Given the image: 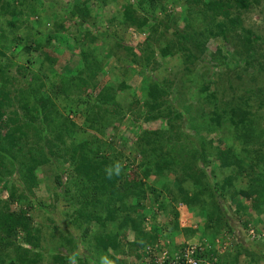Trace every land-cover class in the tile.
<instances>
[{
    "label": "rangeland",
    "instance_id": "374dc122",
    "mask_svg": "<svg viewBox=\"0 0 264 264\" xmlns=\"http://www.w3.org/2000/svg\"><path fill=\"white\" fill-rule=\"evenodd\" d=\"M6 1L15 6L16 10L23 11L21 17L17 19L18 22L16 21L18 28L16 27L13 32L12 25L8 24L12 17L0 15V27L5 28V37L9 42L16 34L23 38L29 36L38 39L36 30H41V33H52L54 16L45 10L48 0L42 1L41 6L38 5L40 0ZM55 1L59 3L58 7L68 10L67 4L76 0ZM87 1L79 0V4L87 3L92 8V16L88 20L96 23V26H87L86 29L93 33V37L96 38L95 36H99L107 29L116 32L118 38L123 41V46L131 47L133 50L128 53L125 48L115 46L117 38L111 36H105L90 45L82 36L79 23L68 19L65 20V34L53 39L50 46L45 45L47 48L45 51L53 52L58 57L55 73L50 71L47 75V69L46 76L41 75L43 91L49 94L61 116L76 124L72 137L67 139V145L71 146L79 140L93 144L99 140L108 142L104 150L108 154L116 155L126 172L141 170L140 164H143L147 157L150 160L157 158V153L151 152V146H158V142L162 146L163 155L167 151L171 154L170 162L178 163L182 159L189 169V165L196 163L198 159V165L205 170L203 172L205 174L201 173L199 176L201 184L194 183L187 176L188 169L183 167L180 169L177 165L172 171H166L165 178L171 192L179 194V187H183L189 197L199 199L201 204L196 202L194 206L188 207L187 204L180 203L177 206L180 227L194 232L172 229L174 216L170 206L164 208L165 212L158 213L156 223L162 229L158 240L161 250L159 246L149 250L135 246V235L132 231L119 236L121 245L116 253L110 250L107 253L96 250L93 241L96 223L86 221L79 215L81 186L77 182L68 154L56 139V132H45L42 134L44 141L41 144L46 143L44 147L47 152L49 151L47 141L50 142L51 148H55L53 144H56L58 151L55 152H58V155L53 158L51 164L37 170L40 181L38 186L26 191L16 170L0 183L1 200L7 199L8 189L16 185L20 187L19 191H26L29 199L42 204V207L38 205L34 210L28 211L33 219V230H39L37 234L40 237V247L33 252V256H42L38 264H102L104 257L116 258L119 264H141L140 259L146 255L149 258L144 259V262L150 264L154 259V253L166 251L168 254H174L179 246L187 241L191 244L210 246L211 255H215L214 258L219 260V264H264V213L260 216L256 214L251 201L243 194L249 189L250 178L253 175L248 165H256L255 173L264 178V102H262L264 94H260L261 87L264 88V0L255 3L251 10L233 8L228 17L221 15L204 23L198 22L192 28L187 27L183 20L187 17L184 13L186 1L168 4V11L176 15L177 21L171 24L168 31L161 26L152 35L159 38L163 34V39L154 42L157 48L154 50L155 56L145 62V68L138 60L144 54L140 47L145 44L149 31L139 33L133 28L123 29L119 24L123 8L135 3L136 0H110L105 6H99L98 0ZM100 2L102 1L99 0ZM158 16L163 18L165 15L158 13ZM153 23L152 21L151 25ZM86 29H83L82 33H85ZM176 32L185 37L184 40L181 39V43H176L178 42ZM75 37H79L84 46L101 49L96 51V55L103 62V71L98 76L100 86L95 92L96 95L105 85L117 88L120 82L124 81L126 84L124 90L118 91L119 106L120 109H125L126 118L122 124L114 118L110 120L112 124L107 120L109 124L103 136L96 133L95 126L86 121L87 112L91 107H95L93 101L83 94L76 84L73 85L68 80L66 84L63 82L61 84L62 76L69 78L74 69L77 70L78 54L81 50L75 45L77 43ZM170 39L174 41L175 50H172L174 53L163 57L159 47ZM246 50H254L263 57L246 65L237 58L240 55L243 57ZM22 52L19 58H14L7 51L9 57L15 61L8 72L10 76L19 78L20 82L5 84L6 90H9L11 97L14 98L12 109L20 113L22 112L18 102L21 100L20 92L27 100L29 95L27 88L31 86L28 84L31 78L24 77L23 80L18 73V66H32L40 71L43 70L41 63L45 60L40 58L38 53L32 52L30 58L33 63H26L27 55ZM161 93L164 94L163 100L161 99L163 105L161 114L154 120L146 121L149 103ZM170 108H173L174 114L168 119L164 114ZM199 108L202 110V116L193 118V114L195 115ZM108 109L114 108L110 106ZM247 109L250 115L248 114L243 122L236 118L235 124L233 112ZM132 113L135 116H142L138 117L135 125L130 124ZM36 124L44 127L41 117ZM197 124H201V127H195ZM234 131L242 135L241 140L234 138ZM148 132H155L156 138L148 135L150 140L144 144L146 153H142L141 149L133 145L138 136ZM224 152H228L231 164L224 163ZM63 156L66 158L63 159ZM163 158V161L167 160ZM230 175L234 176L231 186L226 184ZM58 177L60 183L57 181ZM185 178L187 179L183 181ZM144 179L149 185H155L154 176ZM156 188L157 191L163 190L161 184H156ZM148 200L147 206L154 208L156 197H150ZM11 208L14 210V205ZM97 210L100 208L97 207ZM206 210L208 214L224 215L226 225L215 236L212 230L205 228ZM116 224L109 222L108 231L116 232ZM146 226L151 230L154 225L153 222H147ZM86 228H90L93 233L85 236ZM23 239L24 234H21L18 241L29 248ZM137 254L139 258L136 257ZM123 255H135L136 259L124 261L125 259H121Z\"/></svg>",
    "mask_w": 264,
    "mask_h": 264
},
{
    "label": "trees",
    "instance_id": "16d2710c",
    "mask_svg": "<svg viewBox=\"0 0 264 264\" xmlns=\"http://www.w3.org/2000/svg\"><path fill=\"white\" fill-rule=\"evenodd\" d=\"M42 1L44 0H40L38 5L41 6V3H43ZM101 1L100 3L99 0L97 1L99 6H105L110 0ZM178 1L180 0H136L135 3L126 5L123 8V14L119 17V24L123 29L133 28L139 33H146L149 31V36L146 38L145 44L140 47L141 52L144 54L140 56L138 61L140 65H143V68L146 66L145 62L152 60L155 56L154 50H157V48L154 46V42L157 43V41L163 39V34L159 38L153 37L152 35L157 32L156 30L159 27L163 26L164 29L168 31L171 24L176 23V15L169 12L167 7L168 4L171 3L177 4ZM185 1L187 7L184 9V11H186L184 13L187 17L183 20L189 28L196 26L198 22L204 23L208 19L213 20L221 15L228 17L233 8L251 10L254 4L259 2V0ZM87 2H90V0ZM3 3L6 4L4 5ZM58 6L59 3L55 0L47 1L45 10L51 12L54 16V21L52 22L53 30L51 34L41 33V30H36V34L39 35L38 39L29 36L23 38L16 34V36L12 38V41L9 42L5 37V28L0 27V183L8 176L13 175L16 170L19 172V177L23 183L22 187H26V191H30L34 187H37L40 183L37 170L51 164L54 161L53 158L58 155V152H55L58 151L57 145L53 144L55 148H51L49 141H47L49 151H46V147H44L46 143L41 144V142L44 141L42 134L45 132H56V139L60 141L64 151L66 150L65 153L68 154L69 161L77 176V182L81 186L82 199L79 200V215L86 221L91 220L96 223L93 234V241L95 243L94 248L96 250H102L103 253H107L110 250L116 253V251L119 250V245H121L119 243V236H124L128 231L134 233V245L139 246V248L145 247V249H154L159 246L158 240L162 234V229L160 225L156 223L157 216L160 211L165 212L164 208L168 206L171 207L172 215L174 216L172 229L187 232L193 231L190 229L184 230L180 227L178 221L180 215L177 206L180 203H185L188 207H191L194 206L196 202L200 204L201 202L199 199L189 197L183 187H179V194L171 192V188L169 189L168 181L165 178L166 171H172L176 168V165L179 166L180 169L182 167L184 169L188 168H186L182 159L178 163L170 162L169 159L172 157L171 154L167 151V153L163 155L161 153L162 146L159 142L158 146H151V152H156L157 158L150 160L149 157H147L143 161V164H140L141 170L136 169L126 172L122 165L120 175H113L111 178L108 176L106 169L110 166H114L115 163L119 162V159L116 155L112 153H109V155L108 152L104 150L108 142L99 140L93 144L86 140H79L78 142H74L71 146L67 145V139L72 137L76 124L68 118L61 116L59 111L56 110V104L51 100L49 94L43 91L44 84L41 75L44 74L45 77V71L47 69V75L50 71L54 72L58 57V55H55L53 52L45 51V49H47L45 45L47 44L50 46L53 39L65 34V20L68 19L74 23H79L81 34L90 45H93V42H97V40L105 36H111L117 38L115 46L125 48L128 53H130L133 48L123 46V41L121 38H118V34L116 32L107 31V29L94 38L92 35L93 33L88 31V28L86 29L87 26H96V23H91L88 20V18L92 16V8L89 4L85 3V5H80L79 0H76L73 3L67 4L68 10ZM158 13H163L165 16L161 18L158 16ZM22 14V10L18 11L15 6L13 7L6 0H0V15H9L12 17V20L8 22L9 25H12V32L17 27V19H19ZM13 18L15 20H13ZM152 21L154 23L151 25ZM21 22L23 24V21ZM83 29H86L85 33H82ZM176 37L178 38V42L176 41V43H181V39H185L183 34L179 32H176ZM76 39L77 41H75V43H77L75 45L81 50L78 54L79 60L76 68L77 70L74 69L72 76L69 78L62 76L63 79L61 84L62 82L66 84L67 80L73 85L76 84L79 90L93 101L95 107H91L90 111L87 112L86 121L95 126L96 133L103 136L108 128V121L110 122V120L114 118L118 123L122 124L126 118L125 109H120V102L118 101V91L124 90L126 84L124 81L120 82L117 84V88L105 85L96 95L95 92L100 86L98 76L103 71L102 59L98 58L96 51L101 49L94 46H84L83 41L79 37ZM172 40L173 39H170L169 42L159 47L163 57L170 56L174 53L172 52V50H175L173 48L174 41ZM52 50H54V48H52ZM254 50H246L243 57H241L239 53L238 55H240V57H237L238 60L240 62L243 61L247 65L249 62L257 61V59L259 60L263 57V55L257 54ZM7 51H9L14 58H19L20 52L23 51L22 53L27 55L26 63L30 64L33 63L30 58L32 52L38 53L42 59L45 58L41 63L43 70L40 71L32 68V66H18V73L22 76L23 80L25 79L24 77L31 78V81L28 83L31 86L27 88L29 99L27 98V100H25L20 92L21 100L18 102L22 110L21 113L16 109H12L14 98L11 97L10 91L6 90L5 87V84L9 82L11 84L20 82L19 78L10 76V72H8V70L10 71L9 68L14 66L15 61L13 62ZM94 94L96 96H94ZM260 94H264L263 86L261 87ZM229 95L231 96L232 94L229 92ZM163 98L164 94L161 93L149 103V115L145 117L146 121L154 120L161 114L163 107L161 99L163 100ZM262 102H264V100ZM110 106H113L114 109L109 110L108 108ZM197 113H195V115L193 114V118L202 116V110H200V108L197 110ZM173 114L174 110L170 108L168 111L166 110L164 115H166L168 119H171ZM248 114L250 115L248 109L240 112L234 111L232 114L234 123L237 124L236 118L240 122L245 121ZM39 117H41L44 127L36 124ZM138 117L142 116H135L132 113L130 124L133 123V125H135ZM195 127H201V124H197ZM148 135L156 138L155 132H148L145 133V135L142 134L140 137L138 136L137 141L133 145L135 148L141 149L140 151L142 153L145 152V142L150 140V136ZM233 135L236 139L241 140L242 138V135H239L236 131H234ZM228 151H230V149H228ZM224 154V163L231 164L228 152H224ZM163 157L167 160L163 161ZM65 158L66 157L63 156V159ZM198 162L197 159L196 163L189 165L187 176L191 178L194 183L201 184L202 182H200L199 176L201 173L205 172V170L198 165ZM185 163L188 164V162ZM256 167L257 166L254 164L248 165L253 175L250 178L249 189L244 191L243 194L248 197L251 201L252 209L260 216L264 213V178L255 173ZM152 176L156 178L155 185H149L144 179H149ZM186 179L187 178L183 181ZM233 179L234 176L230 175V177L227 178L226 184L231 186ZM57 181L58 183L61 182L59 177ZM156 184H161L163 190L157 191ZM19 188L20 187L16 185L11 186L8 189L9 193L7 199H0V264H38L42 257L41 255L33 256L35 249L40 247V237L37 234L39 230H33V219L28 214V211L34 210L38 205L42 207V204L29 199L26 191H19ZM150 197H156L154 208L147 206ZM25 204L26 209L24 208ZM12 205H14V210L11 208ZM18 205L20 207H18ZM97 207L100 208L99 211ZM206 217L207 221L205 228L212 230L214 236L226 225L224 215H220V213L208 214L207 211ZM109 222L117 223L116 232L108 231ZM147 222H153L154 226L150 228L151 230L147 228ZM91 233L93 232L90 228L84 230L85 236ZM21 234H24V244L29 248L24 247L23 244L18 241ZM159 249L161 250L160 246ZM207 254L208 257L215 256L214 254L211 255L210 251ZM147 258H149L148 255ZM110 260L114 261V264H119V260L116 258H110Z\"/></svg>",
    "mask_w": 264,
    "mask_h": 264
},
{
    "label": "built area",
    "instance_id": "2783aa9c",
    "mask_svg": "<svg viewBox=\"0 0 264 264\" xmlns=\"http://www.w3.org/2000/svg\"><path fill=\"white\" fill-rule=\"evenodd\" d=\"M211 247L208 245L183 243L174 254L163 251L154 256L150 264H219L214 256L208 257ZM148 264V263H147Z\"/></svg>",
    "mask_w": 264,
    "mask_h": 264
},
{
    "label": "clouds",
    "instance_id": "9594fccd",
    "mask_svg": "<svg viewBox=\"0 0 264 264\" xmlns=\"http://www.w3.org/2000/svg\"><path fill=\"white\" fill-rule=\"evenodd\" d=\"M121 168H122V165L117 162L114 164V166H110L109 168L106 169V172L108 174V176L111 178L113 175H117L119 176L120 173H121ZM149 250V249H148ZM147 250V251H148ZM160 254L159 253H154V256ZM146 258H147V255H146ZM148 259V258H147ZM148 262H146L147 264ZM102 264H114V261L108 259L107 257H104L103 260H102Z\"/></svg>",
    "mask_w": 264,
    "mask_h": 264
},
{
    "label": "crops",
    "instance_id": "0c3cea01",
    "mask_svg": "<svg viewBox=\"0 0 264 264\" xmlns=\"http://www.w3.org/2000/svg\"><path fill=\"white\" fill-rule=\"evenodd\" d=\"M122 257H123V258H121V256H118V258L125 259L124 261H126V259L129 260V261H130V260L133 261V259H136V258H135V255H134V256H133V255H130V256L123 255ZM136 257L139 258V257H138V254H137ZM140 257H141V255H140ZM144 259H146V257H142V258L140 259L141 264H146V262H144Z\"/></svg>",
    "mask_w": 264,
    "mask_h": 264
}]
</instances>
